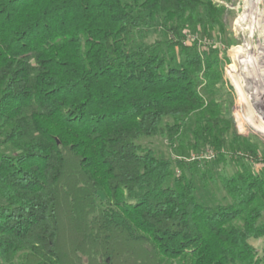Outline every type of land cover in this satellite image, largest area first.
<instances>
[{"label":"trees","instance_id":"trees-1","mask_svg":"<svg viewBox=\"0 0 264 264\" xmlns=\"http://www.w3.org/2000/svg\"><path fill=\"white\" fill-rule=\"evenodd\" d=\"M222 14L213 0H0V264H264V157L223 98L228 58L183 35ZM157 135L229 156L230 202L201 204L185 162L137 144Z\"/></svg>","mask_w":264,"mask_h":264},{"label":"rangeland","instance_id":"rangeland-1","mask_svg":"<svg viewBox=\"0 0 264 264\" xmlns=\"http://www.w3.org/2000/svg\"><path fill=\"white\" fill-rule=\"evenodd\" d=\"M217 7L223 10L221 24L209 31L186 28L183 35H193L197 41L214 44L221 52L223 63L228 58L230 66L225 74L223 98L231 106L236 119L237 129L241 135L250 139L253 149L258 156L264 157V0H213ZM164 38L162 30L157 29L147 33L145 43ZM193 38V37H192ZM189 42L194 40L189 39ZM168 118L163 121L162 127L172 123ZM193 126V119L189 120ZM138 145L151 148L161 158L173 161H183L187 164L185 172L194 173L197 185V200L206 206L228 204L230 199L220 184L219 178L223 175H233L237 172L236 164L228 156L224 163H215L217 152L211 147H205L197 152L181 154L177 146L170 147L166 137L157 135L143 137ZM0 152L10 153L8 147L0 146ZM213 152L209 160L194 161L186 158L196 157L199 154ZM241 154H244L242 151ZM196 162V163H195ZM195 163L193 166L191 164ZM246 163L257 170L253 160ZM176 168V174L179 175ZM263 239V238H262ZM259 239L253 242L259 255L264 256Z\"/></svg>","mask_w":264,"mask_h":264},{"label":"built area","instance_id":"built-area-1","mask_svg":"<svg viewBox=\"0 0 264 264\" xmlns=\"http://www.w3.org/2000/svg\"><path fill=\"white\" fill-rule=\"evenodd\" d=\"M192 37L190 38V36H186V43H188V44H191V43H194L195 41H197L196 40V38L193 36V35H191ZM189 39H192V40H194L193 42H189L188 40ZM214 156V153L213 152H206V153H204V154H199V155H197L196 157H189V158H186V159H188V160H190L191 158V160H194V161H204V160H209L211 157H213ZM260 244L262 245V250L264 251V238L260 241Z\"/></svg>","mask_w":264,"mask_h":264}]
</instances>
